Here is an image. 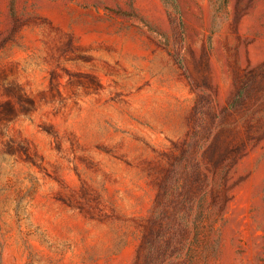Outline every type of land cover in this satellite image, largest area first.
Listing matches in <instances>:
<instances>
[{"label":"rangeland","instance_id":"obj_1","mask_svg":"<svg viewBox=\"0 0 264 264\" xmlns=\"http://www.w3.org/2000/svg\"><path fill=\"white\" fill-rule=\"evenodd\" d=\"M0 264H264V0H0Z\"/></svg>","mask_w":264,"mask_h":264},{"label":"trees","instance_id":"obj_2","mask_svg":"<svg viewBox=\"0 0 264 264\" xmlns=\"http://www.w3.org/2000/svg\"><path fill=\"white\" fill-rule=\"evenodd\" d=\"M243 98V91H239V93L237 94V96L235 97V99L233 100V102L231 103L232 107H235L238 105V103L241 101V99Z\"/></svg>","mask_w":264,"mask_h":264}]
</instances>
